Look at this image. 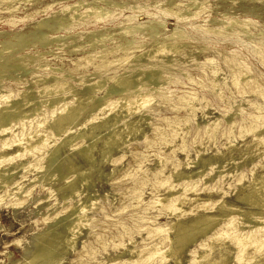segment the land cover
<instances>
[{
    "label": "rangeland",
    "instance_id": "rangeland-1",
    "mask_svg": "<svg viewBox=\"0 0 264 264\" xmlns=\"http://www.w3.org/2000/svg\"><path fill=\"white\" fill-rule=\"evenodd\" d=\"M92 1L0 0V49H3L2 53L4 54L19 53L18 60L20 63L26 61L27 64L28 62L27 71H29L24 73L21 78L2 80L0 83V100L4 99L9 93L12 95L17 94L25 88L28 82L37 87L38 82L34 78L36 74L52 73L51 69L54 66H60L64 71L71 67L76 80L73 83H77L78 76L80 77L85 72L88 74L93 65L92 67H83V60H81L82 67L76 71L75 63H73L75 60H80L79 58L86 56L87 52L95 53L104 50V48L111 50L116 43L126 46L125 39H120L121 31L119 29L122 24L125 26V24L130 23L125 18L126 15H130L132 12L139 11L137 14L140 15V20L146 19L143 13L145 11L153 13L152 16L157 20H164L166 30L161 36L157 37L158 40L162 41L165 37L164 34H168L170 29L173 28L174 22H176L175 16L169 13L170 10H167L170 7V9L178 7L183 8L184 11V8H186L183 16L187 17V20L181 19L182 16L179 22L186 35L184 40L187 38H192V40H189V43L184 45L183 49L171 55L173 58L171 64L176 68L169 69L167 82L161 90L164 97L155 99L147 106H142V108L140 107L128 114L125 110L120 109L118 105L111 106L115 111L105 109V105H103L104 109L101 106V108L92 111L93 113L89 111V106H86L77 124L73 126V130L99 119V116L101 118L108 111L109 113L116 112L120 116V121L116 123V126L121 125L123 122H134L137 129L132 133L122 131V141L118 147L111 150V154L107 159L101 158L100 150L103 146L102 139L109 126L96 131V144L93 153L96 157L97 168L91 176L90 184L86 185L87 188L85 185L79 184L80 190L77 193H64V190L60 189L61 181L43 183L36 180L39 176V170L34 165L38 162L35 159L38 160L39 156L45 155L42 147H45L46 142L45 144L43 142L40 145L37 144V147L32 148L31 151V148L27 147V138L29 139L30 135L37 133L33 132L37 121L44 117L51 110L50 108H44L42 112L34 115L36 119H33L32 116L29 120H24L23 124L17 122L11 124V126L9 125L6 130L9 127L10 130L5 131V134L0 129V144L3 145V148H0V159L3 161L6 159L9 163L8 158L10 160L13 157L15 158H13L15 161L12 159L13 162L9 164L6 161L4 163L2 160V162L0 161L3 164H0V169L5 168L7 173L10 172L11 175H14L10 182L0 186V264H19L23 256L28 254L33 247V235L42 227V222L55 217L58 212L68 205L90 198L87 196H91L92 201L95 198L98 199L94 200L96 202L93 201L85 211L88 215L93 216L92 227L89 230L83 228L77 234L74 245L63 254L61 261L53 264H197L212 233L223 228L226 232L230 230V227L227 228L228 224L226 223L235 213H228L214 227L210 228L207 234L196 236L192 242L183 248L176 259L165 252L167 246L163 243V239L171 234L170 223L188 221L194 212L200 210L197 209L200 203L206 202L208 206V204L213 205L220 201H236L234 199L235 188L246 184L252 172L260 171V164L264 159V144L255 146L256 142L254 141L257 137L264 139V134L257 133L264 124V0ZM75 2L80 5V7H77L79 15L88 10L85 17L81 15L82 19H77V17V21L76 19L64 17L61 11L64 6ZM129 6L133 7L134 10ZM193 7L200 8L192 10ZM99 8L115 11V14L106 16L107 18L104 16L101 18V16V20L98 19V21L99 16H95L93 12ZM92 9L94 11L89 12ZM191 12H194V14L197 12L198 14L196 13L195 16ZM188 16H190V19ZM55 17H64L65 22L59 29L57 27L59 21L55 20ZM42 18H49V20L51 18V25L53 24L57 28L50 30V33L45 30L46 43L45 41L36 40L24 48L15 46L3 48L1 42L9 38L12 31H19L20 29L23 31L33 30L36 23ZM82 20H87L89 24ZM66 22H71V25L68 24L67 26ZM232 26L236 27L233 29ZM208 28L220 30L223 37L221 35V38L218 37L220 33L211 32V29L208 30ZM44 29L42 28V30ZM202 31L206 33L210 31L211 33L205 34ZM146 33L149 34L148 31ZM213 33L216 35H213ZM148 34H139L137 39L144 45H148L151 42L150 34ZM258 34L263 35L259 36ZM84 35L88 40L86 38L82 39ZM58 37L66 40L56 41ZM255 37H260L262 40ZM98 39H100V42L96 41ZM71 44H74V46H71ZM87 44L88 47H84ZM78 45L79 48H76ZM56 48H60V50H55ZM140 50L142 49L137 48L133 51L137 54ZM131 55H129L130 59L128 58V61H125L126 63H122L125 65L121 64L118 69H114V66L110 67V71L108 70L107 73H112L114 70L121 71L124 67L135 68L146 63L157 66L161 59V55L156 53H151V56L145 54L139 60H135L133 56L131 58ZM30 57L34 58L36 62H31ZM26 58L28 60H25ZM34 65H38V67L36 68ZM42 65L47 68L44 69ZM241 73H243V77L238 79ZM143 87L152 89L153 84L147 83ZM65 93L68 94L69 98L73 96L69 94L70 91ZM111 110L113 111L111 112ZM118 110L120 111L118 112ZM28 123H31L32 126ZM14 133L15 135H13ZM21 134L23 135L22 138H20ZM47 138L51 140L48 143L53 142L52 138ZM123 140L125 143H123ZM7 141L10 142L9 145H6L8 144ZM77 141L80 143L83 138L79 137L74 142ZM15 142L18 144H15ZM74 142L69 146H65L62 152L63 150L68 152L70 147L73 144L75 145ZM4 145L9 148H5ZM246 145L253 146V150L257 149V151L249 157L237 154V152L247 147ZM36 149L40 153H42L41 151L44 153L40 155ZM24 150L26 152L23 153L25 154L23 156L22 152ZM28 151L32 156L28 154ZM231 151H236L232 163L226 161L220 165L215 161H211L200 167L199 159L201 157L214 159L218 156L228 155ZM17 152L19 156L21 153L20 157L17 156ZM15 153L16 156L11 157ZM71 157L76 159L77 152H72ZM33 160L36 162L34 163ZM117 161L118 163H116ZM27 164L28 166L31 165L29 169L27 168L28 170L25 169L28 167ZM19 166L20 168H18ZM211 168L213 169L211 170ZM112 169L115 172L111 173ZM177 169L185 171L188 176L175 179L173 176ZM199 170L201 172H198ZM190 173L193 174L190 175ZM70 175L72 174H68V177ZM29 190L30 193L27 192ZM23 196H27L28 199L27 197L23 199ZM179 196H186V199L182 202L176 201ZM20 198L25 202L22 205ZM15 201L20 202V204L18 205ZM12 202L18 206L13 205ZM237 203L241 204L239 201ZM9 204H12V206ZM172 204L175 206L173 208L169 207ZM207 211H210V209ZM257 226L261 225L255 227ZM156 228H160L159 232L154 231ZM226 232L218 240L226 239L228 235V232ZM88 247H91V250ZM155 248H157L155 251L158 254L160 253L158 251L162 250L161 255L159 254L160 257L157 256V258L155 257L149 261L144 260V253ZM164 248L166 249L164 250ZM245 249L247 253L240 262L236 258L240 256L239 253H241L242 248H235L231 245L228 254L229 264H243L244 260L249 259L246 255L255 254L251 246H247ZM222 251L224 252V250ZM208 253L211 258L217 257V248ZM160 259L161 261H159Z\"/></svg>",
    "mask_w": 264,
    "mask_h": 264
},
{
    "label": "bare ground",
    "instance_id": "bare-ground-1",
    "mask_svg": "<svg viewBox=\"0 0 264 264\" xmlns=\"http://www.w3.org/2000/svg\"><path fill=\"white\" fill-rule=\"evenodd\" d=\"M5 1H10V0H5ZM24 1H26V0H24ZM91 1L92 0H90V2ZM96 2H97V0H96ZM104 2H106V1H104ZM188 2H190V1H188ZM202 2H204V1H202ZM78 4H79L78 2H75V3L68 4V5L64 6L61 10L62 15L64 17H67L69 19L71 18L74 20L77 17H78L77 19H82L81 15H83L85 17V14L88 13L87 12L88 10L86 11L87 13L82 12V14L79 15V13H77V11H79V10H77V7H80V5H78ZM161 4H162V2H161ZM172 5H173V3H172ZM180 5H182V4H180ZM190 6L192 7V5H190ZM193 6H194V4H193ZM130 8L132 9L133 7H130ZM170 8L167 11L170 10L169 13L171 15L175 16L176 22H174L173 28L170 29L169 33L164 34L165 37L162 41L158 40L157 37L161 36L162 33H164V31L166 30V25H165L164 20L161 21L159 19L158 20L155 19L154 16H152L153 13L151 14L148 11L143 12L146 19L140 20V18H139L140 15L137 14L139 11L132 12L130 15L129 14L126 15V18H125L126 20L130 21V23H127V25L125 24V26H124V24H122L120 26V29H119V31H121L120 39H125L126 46H122V45H120V43H116L115 46L111 50H107L104 48V50H101V51H98L95 53L87 52L86 56H82L81 58H79L80 60H78V61L75 60L73 63H75L74 66L76 67L75 68L76 71L78 68L81 69V67H82L81 66V60H83L82 61L83 67H87V66L92 67V65H93L92 70L89 71L88 74L85 71H84L85 74H82L79 71L82 74L81 75L82 77L78 76V78H77L78 82L77 83L76 82L73 83V81H76V80H75L74 74L72 73L73 69H71V67L67 71H64V70H62V67L53 65L54 67H52V69H51L52 73L36 74V76L34 78L37 79V82H38L37 87L32 86L31 82H28L27 85H25V88L23 90H21L20 92H18L17 94L12 95L9 93L7 96L2 95L3 97L4 96L5 97H4V99L1 97L3 100L2 99L0 100V102L2 101L0 103V129H2L1 131L4 134H5V131L8 132V130H10V127L8 130H6L9 125L11 126V124L17 123V122H22V124H23L24 120L27 121L32 116H33V119H36V118H34V117H36L34 115L42 112L44 110V108H50L51 109L41 119L38 117L40 120L37 121L35 130L33 129L34 130L33 132L34 133L37 132V133L30 135V137L28 136L29 139L27 138V140H28L27 141V147H30L31 151L33 149H35V147H37L36 146L37 144L40 145V143H42V142H43V144H45V142H46L45 147H42L44 149L45 153L43 151H41L45 155L39 156L38 160L35 159L38 162L33 160L34 163L36 162V164H34V165H36L37 169L39 170L38 171L39 176H38V179H36V180H40V182L42 181L43 183L50 182V181H61L60 189H63L64 193H67V194L74 193V192L77 193L80 190L79 184L85 185V187H86V185L90 184L91 176L97 168L96 157L93 153V149H94L95 144H96V136H97L96 131L103 128V127L109 126L108 127L109 129L106 131V133L102 139V145L103 146L100 150L101 158L107 159L111 154V150L114 149L115 147H118L120 142L122 141V138H123V132L122 131L125 130L128 133H132L137 129V125L134 122H123L121 125L116 126V123H118L120 121V116L116 112L115 113H109V111H108V113H104L101 116V118L99 116V119H96L90 123L84 124L83 126H79L76 130H73V126L75 124H77V122H78L81 114L83 113L84 109L86 108V106H89V111L92 112L98 108H101V106H103V105H105V109H109V110L113 109V107H111V106L118 105V107L120 109L125 110V112H127L126 114H128L134 110H137L140 107L142 108V106L143 107L147 106V104H150V102H152L155 99L157 100L159 98H162L163 94H162L161 90H162V87L167 82L169 69H175L176 68L173 64H171L172 59H173L171 57V55L173 53H176L179 50L183 49L184 45L189 43V40H192V38H187L186 40H184V37L186 35H185V32L181 29V27H180L181 23L179 22V20H181V19L187 20L186 19L187 17L185 18V16H183V12L185 11L186 8H184V11L182 10L183 8H178V7L176 9L175 8L170 9ZM199 8L193 7L192 10L193 9H199ZM230 8H231V6H230ZM133 10H134V8H133ZM200 10H202V9H200ZM93 11H94L93 9L89 10V12H91V13ZM202 11H205V10H202ZM58 13H59V11H58ZM93 13L95 14V16H97V17L99 16L97 18V20H98V19H100L101 16H102L101 18H103V16L105 18H107L106 16H109V15L111 16V15L115 14V11L113 12L111 10H107V9L105 10L104 8H99L98 10L94 11ZM196 13L194 14V12H193L192 14H194L196 16L198 14V13L197 14ZM217 14H219V13H217ZM64 17H61V18L55 17V20H58L59 22L58 21L57 22L60 24L59 25L57 23L58 29L62 27V24H64V22H65L63 20ZM188 17L190 19V16H188ZM77 19H76V21H77ZM50 20H51V18H50ZM50 20H49V18L40 19L36 23L35 28L33 30H24L23 31L22 29H20L19 31H12V34H10L9 38H7L5 41L1 42L2 45L4 46L3 48H8V47H12V46H15L17 48H24L27 45L32 44L36 40H40L43 42L45 41V43H46L47 36H46L45 30H46V32L47 31L49 32L50 30H53V28L57 29L55 26H53V24L51 25L52 20L51 21ZM82 21H85V20H82ZM94 21H96V20H94ZM227 21H229V20H227ZM86 22H87V20L85 21V23ZM70 23L71 22H68L67 26ZM91 24H92V21H91ZM203 24H205V23H203ZM226 24H227V22H226ZM77 25H78V23H77ZM67 26L65 25V27H67ZM75 26H76V24H75ZM83 26H85V25H83ZM220 26H222V25H220ZM32 27H34V26H32ZM232 27L234 29L236 26H232ZM42 28H45V29L42 30ZM227 28L229 29V27H227ZM240 28H243V27H240ZM68 29H70V28H68ZM199 29H202V28H199ZM209 29H211V28H208V30ZM251 30H254V29H251ZM146 31L149 32L150 37H151V39H150L151 42L148 45H144L143 43L140 42L139 39H137L139 37V34H142V33L148 34V33H146ZM210 31L216 32L218 34L220 33L218 35V37H220V35H221V31L218 29L217 30L211 29ZM192 32H194V31L192 30ZM202 32H204V31H202ZM209 32L207 31V33H209ZM89 33L91 34V31ZM204 33L207 34L206 32H204ZM255 34H256V32H255ZM213 35H216V34L213 33ZM231 36H232V34H231ZM254 36H256V35H254ZM60 37H62V35H60ZM214 37H216V36H214ZM253 37H252V39H253ZM53 38L55 40V36ZM53 38H51V39H53ZM85 38L86 37L84 35V38H82V39L84 40ZM255 38H258V37H255ZM106 39H107V37H106ZM258 39H261V38L259 37ZM258 39H257V41H258ZM65 40L62 38H59V37L56 39V41H59V42H62ZM86 40H88V39L86 38ZM90 40H91V38H90ZM99 40L100 39H98L96 41H99ZM104 40H105V37H104ZM203 42H205V41H203ZM77 44H79V43H77ZM72 45L74 46V44H71V46ZM80 45H81V43H80ZM124 45H125V43H124ZM227 46L229 47V45H227ZM84 47H88V44H87V46H84ZM60 48L59 49L56 48L55 50H60ZM71 48L72 47H70V49ZM76 48H79V45H78V47L76 46ZM137 48H141L142 50H140V52L136 54V53H134L133 50L137 49ZM199 48H200V46H199ZM63 49H64V47H63ZM67 49H65V50H67ZM203 49H205V48H203ZM2 50L3 49H0V83L2 82V80H6V79L21 78L24 73L29 72V71H27L28 70L27 69L28 62H27V64H26V61L24 63H20V61L18 60L19 59V53H16L17 55L15 53L4 54V53H2ZM10 50H12V49H10ZM10 50H8V51H10ZM82 50H83V47H82ZM47 51H49V50H47ZM201 51H202V49H201ZM5 52L7 53V51H5ZM151 53L152 54L156 53V54L161 55V59L159 60L157 66H153L149 63H146V64L138 65L135 68H132V67L125 68L124 67L121 71L114 70L112 73H107L110 71L109 70L110 67L114 66V69L115 68L118 69V67L122 63H126L125 61L126 60L128 61L130 54H132L131 58L133 56L135 60H139L145 54H147V56H148V54H150V56H151ZM32 56H33V54H32ZM30 58H31L30 59L31 62L35 61L34 58H32V57H30ZM148 58H150V57H148ZM25 60H28V59L26 58ZM133 62H134V60H133ZM127 64H130V63H127ZM122 65H125V64H122ZM34 66H36V68L38 67V65H34ZM42 67H43V65H42ZM43 68L46 69L47 67L45 68V66H44ZM63 69H64V67H63ZM82 69H84V68H82ZM119 69H121V68H119ZM29 70H31V69H29ZM242 77H243V73L239 74L238 79H240ZM147 83L153 84V88L149 89L148 87L147 88L143 87L144 84L147 85ZM216 84H217V81H216ZM66 91H70L71 93H69V94H71L73 96L69 98L68 94L65 93ZM167 96H169V95H167ZM58 105H60V106H58ZM54 106H56V107H54ZM107 106L108 107L110 106V107L106 108ZM102 108L104 109V106ZM113 110H111V112ZM119 111L120 110H118V112ZM142 112H144V111H142ZM144 115H146V114H144ZM121 117H122V115H121ZM231 117H233V116H231ZM32 121L34 122V120H32ZM25 125H27V124H25ZM29 125L32 126L31 123ZM21 126L24 128L23 125H21ZM3 128H5V130H3ZM22 130L24 131V129H22ZM259 132H261L260 134H264V124L260 127V129L257 133H259ZM22 134H23V132H22ZM22 134L20 135V138H22V136H23ZM13 135H15V133ZM99 136H98V138H99ZM47 137L52 138L53 142L48 143V141L50 139ZM79 137L83 138V141H81L80 143H79L80 140L77 142H74ZM125 141H126V139H125ZM254 141L256 142L255 146L260 145V144H264V139H262L261 137H259V138L257 137ZM17 142L20 144L19 141H17ZM17 142H15V144ZM73 142L75 143V145L74 144L72 146L70 145L71 147L68 150V152L66 150H63V152H62V149L65 146H67V145L69 146V144H72ZM6 143H8L6 145H9L10 142L7 141ZM123 143H125L124 140H123ZM2 146L3 145H1L0 148ZM4 147H5V145H4ZM5 148H9V147H5ZM36 150L39 152L38 149H36ZM255 151H257V149L253 150V146L252 147L247 146L244 149L237 152V154H239L241 156L247 155L249 157V155H251ZM24 152H26V150H24L22 152L23 156L25 155V154H23ZM33 152H36V151H33ZM72 152H77L76 159H72V157H71ZM42 153L39 152L38 154L41 155ZM235 153H236V151L235 152L231 151V152H229L228 155L218 156V157H215L214 159H212L211 157H208V158L201 157L199 159L200 160V167L207 165L211 161H215L216 163H218L220 165L226 161L227 162L231 161V163H232L233 159H235L234 158ZM18 154L19 153L17 152V156L20 157L21 153H20V156ZM28 154H30L29 151H28ZM30 155H27V156H30ZM13 156H16V153L14 155H12L11 157H13ZM13 158H11V160H10V158H8L11 163L13 161H15L14 160L15 158L14 159ZM12 159H13V161H12ZM1 160L2 159H0V161ZM19 160H20V158H19ZM4 161H6V159ZM4 161H3V163H4ZM104 161H106V160H104ZM120 161H122V160H120ZM112 162H114V161H112ZM9 163L7 162V164H9ZM116 163H118V161ZM1 165H3V164H1ZM112 165H113V163H112ZM20 166L18 168H20ZM26 166H28V164ZM29 166L31 167L30 164H29ZM29 166L26 167L25 169L28 170ZM34 167H32V168H34ZM260 167H261L260 171L251 173V177L248 179L246 184H242L241 186L235 188L234 199L236 201H234V200H232V202L220 201V202L215 203L213 205L208 204V206L206 205V202L200 203L197 206V209H200V210H197L196 212H194V214L191 216V218L188 221H177L176 223H170L171 234L169 237H165L163 239L164 245L167 246V250H165L166 248H164L165 252H168L169 255L174 256L176 259L177 255L183 250V248L186 247L190 242H192L196 238V236H198V235L203 236V235L207 234L209 229L214 227L218 223L219 220H221L226 215H228V213L234 212L235 213L234 216H232L231 218L229 217L230 219L226 223V224H228V226L225 225V226H227V228L230 227V230L227 231L228 232L227 238L224 240H220V239L218 240V238L220 236H223V234L226 232L225 228L221 229L220 231L213 232L212 235L210 236V239L207 242V245H206L204 252L200 255V260L198 261L197 264H229V255L228 254L230 252V246L231 245L234 246L235 248L236 247L242 248L241 253H239L240 256H237V258H236L240 262L243 260V258H245V253H247L245 248L247 246H251L254 249L253 251H255V254L254 255L253 254L246 255L249 257V259L244 260L243 264H264V229L261 232L262 228H264V159L261 161ZM212 169L213 168H211V170ZM224 169H220V170H224ZM113 172H115L114 169L111 170V173H113ZM198 172H201V171L199 170ZM218 173H220V172H218ZM68 174H72V175H70V177H68ZM191 174H193V173H190V175ZM186 176H188V173H186L185 171H182L181 169H177L174 172L173 177L175 179H180V178H183ZM13 177H14V175H11L10 172L7 173L5 171V168L0 169V186H3L2 184H4V183L10 182L13 179ZM116 179H118V178H116ZM116 179H113V180L115 181ZM111 182H113V181H111ZM39 185H41V184H39ZM187 189H188V187H187ZM27 192L30 193V190ZM73 196H75V195H73ZM24 197L25 196H23V199H24ZM26 197H25V199H26ZM65 197H67V196H65ZM87 197H90V198H87V199L85 198V200H83L79 203L70 204L66 208H64L62 211L58 212L55 215V217H53L51 219H47L45 222H42L43 223L42 227L40 229H38L33 235V239H32L33 247L31 248V250L28 254H25L23 256V258L19 264H53V263L60 262L61 259L63 258V254L66 251H68V249L74 245L77 234H79L83 228H86L89 230L92 227L93 216L88 215L87 213H85V211L90 207V205L92 204V202L94 200H98V199L95 198L92 201L93 198L91 196H87ZM27 199H28V197H27ZM185 199H186V196H179L176 199V201L182 202ZM20 200H21V205H22V203L24 201H22L21 198H20ZM63 200H64V198H63ZM157 200H158V198H157ZM238 201L241 204H238L237 203ZM94 202H96V201H94ZM15 203H17L18 205L20 204V202H16V201H15ZM15 203H13V205H15ZM9 205L12 206V204H9ZM18 205H15V206H18ZM157 205H159V204H157ZM173 206H175V205L172 204L169 207L173 208ZM174 209H176V208H174ZM208 209H210V211H207ZM211 209H214V210H211ZM167 212H169V211H167ZM256 225H261L262 227L261 226L255 227ZM158 230H160V228H156L154 231H158ZM147 248H148V246H147ZM214 248H217L218 255H217V257L211 258L209 256L208 252ZM156 249L157 248L153 249L152 251L148 250L147 252H145L144 253L145 259L144 260L149 261L151 259H154L155 257L157 258V256H159V254L161 253L162 250L158 251V252H160L158 254L155 251ZM222 250H224V252ZM91 253H93V252H91ZM81 255H82V253H81ZM194 256H196V255H194ZM159 261H161V259Z\"/></svg>",
    "mask_w": 264,
    "mask_h": 264
}]
</instances>
